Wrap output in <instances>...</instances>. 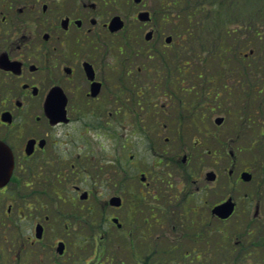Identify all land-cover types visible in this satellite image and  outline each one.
I'll use <instances>...</instances> for the list:
<instances>
[{
    "label": "flooded vegetation",
    "instance_id": "1",
    "mask_svg": "<svg viewBox=\"0 0 264 264\" xmlns=\"http://www.w3.org/2000/svg\"><path fill=\"white\" fill-rule=\"evenodd\" d=\"M147 1L138 37L127 0H0V264H264V87H187Z\"/></svg>",
    "mask_w": 264,
    "mask_h": 264
},
{
    "label": "trees",
    "instance_id": "2",
    "mask_svg": "<svg viewBox=\"0 0 264 264\" xmlns=\"http://www.w3.org/2000/svg\"><path fill=\"white\" fill-rule=\"evenodd\" d=\"M170 2L174 6L175 19L182 20L187 25L184 34L191 45L189 50L191 73L202 72L203 67L200 66L201 63L196 56L198 55L201 59L203 55H206L219 62L221 68H224L223 70L230 76L231 68L226 55L233 52L241 53L237 49L233 50L230 42L234 39L237 30L236 36L240 34L239 31L244 30L245 34L248 33L253 39L264 43V0H164L168 7ZM242 6H250L251 9L243 20H239L241 18H238L235 13L238 11L236 9ZM209 28L212 30V37L200 46H196L195 37L202 35V30L207 31ZM245 39L247 43H252V40ZM260 59L264 62V50L261 52ZM182 66L179 65L180 72L183 71ZM195 69L196 71L192 72ZM258 70L261 71L259 72L261 77L258 78V74L257 78L253 79V87H264V63ZM223 87H230V85L225 84Z\"/></svg>",
    "mask_w": 264,
    "mask_h": 264
},
{
    "label": "rangeland",
    "instance_id": "3",
    "mask_svg": "<svg viewBox=\"0 0 264 264\" xmlns=\"http://www.w3.org/2000/svg\"><path fill=\"white\" fill-rule=\"evenodd\" d=\"M146 5L157 11V16L160 17L162 14H164V19L166 18V14H171L173 15V18L171 17L169 20H173V22L171 23H166V24H159V29L161 31V33L164 34V37L166 36H172V37H177L178 32H180L181 34L184 32V29L187 27V25L182 21V20H176L175 19V10H174V6L171 7L170 11L168 10V6L165 5V3L163 4V0L162 3L160 0H149L147 1ZM135 9V5L131 2V0H127V6H126V12H127V21H129L130 26H129V32H127L128 34H133L134 36H138L139 37V31H141V29L138 27V24H134L131 21V16L134 12ZM250 6H242L238 10L235 14H237L238 18H241L239 20H243L244 17L250 13ZM128 23V24H129ZM132 31V32H131ZM238 31V30H237ZM237 31L236 34L234 36V39L231 40L230 42L232 43V47L233 50L240 51V52H244V53H248V50L250 48H253L254 50V54L248 59L245 60L244 57L240 56L239 54H237L236 52L231 53L230 55H226V57L229 59V61L227 60V62L229 63V68H231V74L229 76V74H227V72H225L223 69L221 68L219 62H217L216 60H213L210 56H202L201 59L198 57V55L196 56V59H198L201 63V67L202 68V74L199 77L198 73H191L190 78L191 81L189 82V85L187 87H223L225 84L230 85V87H236V83L237 82H243V87H247L246 83H252V80L255 79V77L259 74L258 68L260 65H262L264 62L260 59L261 57V52L264 50V43L262 41H257V39H253L252 37H250L251 35H249L248 33L245 34L244 30L239 31L240 34L238 36L237 35ZM143 35V33H142ZM199 34L198 36H196L195 38V45L196 46H200L201 43H205L206 41H208L211 37H212V30L209 28L207 31L202 30V35ZM163 37V38H164ZM163 38L160 41L161 45H159V47L162 48L163 46ZM236 38H239L238 40ZM245 38H248L250 40H252V43L249 44L247 43V40ZM177 39V38H176ZM175 40V38H174ZM258 42V43H257ZM191 46V45H190ZM191 48V47H190ZM162 50L163 52H166V50L164 49H159ZM164 57H158L157 58V63L160 67H163L164 69V76L167 79V76H169L173 82L175 87H181L182 86V79L178 78V75L174 72V70L172 69V67H170L169 70V64H168V57H167V53L164 54ZM171 56V55H170ZM226 61V60H225ZM224 62V61H223ZM262 62V63H261ZM189 63L191 64V61H189ZM246 63H249L248 67L245 68L244 66L246 65ZM199 66V63H197ZM257 68V69H255ZM226 69V68H225ZM188 70H190L188 68ZM174 72V73H173ZM174 75V76H173ZM254 77V78H253ZM261 75H258V78H260ZM257 78V77H256ZM175 79H177L175 81ZM236 81V82H235ZM166 82V80H165ZM235 83V85H233L232 83ZM232 85H231V84ZM187 85V84H186ZM260 105H256L257 110L261 109L259 107ZM224 108H222V111L217 113L218 115H226L228 118V122L231 123L233 122V115L235 114V108L234 106L230 103V104H224L223 106ZM259 114V113H258ZM257 114V115H258ZM233 149H237L239 146L242 147H247V141H236L235 143H233L232 145ZM255 152V153H254ZM256 150L254 151H250L249 153H243L240 152L239 156L243 159L244 162L248 161V160H256L258 158H261V155L256 156ZM5 264V263H4Z\"/></svg>",
    "mask_w": 264,
    "mask_h": 264
},
{
    "label": "water",
    "instance_id": "4",
    "mask_svg": "<svg viewBox=\"0 0 264 264\" xmlns=\"http://www.w3.org/2000/svg\"><path fill=\"white\" fill-rule=\"evenodd\" d=\"M139 17H140V19H142L141 16H139ZM142 20H143V19H142ZM112 26H113V27H112L111 30H117V29L119 28V25L117 24V20H114Z\"/></svg>",
    "mask_w": 264,
    "mask_h": 264
}]
</instances>
